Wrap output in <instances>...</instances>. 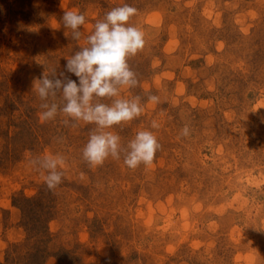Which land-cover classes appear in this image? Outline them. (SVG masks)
Wrapping results in <instances>:
<instances>
[{"label":"rangeland","instance_id":"1","mask_svg":"<svg viewBox=\"0 0 264 264\" xmlns=\"http://www.w3.org/2000/svg\"><path fill=\"white\" fill-rule=\"evenodd\" d=\"M124 4L146 44L119 98L143 111L106 130L161 146L135 169L88 164L96 125L41 121L33 90ZM65 11L85 16L79 40ZM46 154L65 159L53 190L30 163ZM0 264H264V0H0Z\"/></svg>","mask_w":264,"mask_h":264},{"label":"clouds","instance_id":"2","mask_svg":"<svg viewBox=\"0 0 264 264\" xmlns=\"http://www.w3.org/2000/svg\"><path fill=\"white\" fill-rule=\"evenodd\" d=\"M137 12V8L128 4L112 8L95 23L94 30L86 37L85 46L66 58L63 71L57 73V69L45 67L41 76L33 80V90L44 101L40 105L43 110L39 114L41 121L53 120L62 113L72 122L96 125L82 150L83 159L92 166L102 165L109 156L119 160L121 154L124 164L130 169L141 164L147 166L153 163L161 147L149 130L138 131L127 146L121 145L118 135L106 130L139 117L143 111L139 96L119 98L122 86L132 88L139 83L128 64V59L142 51L146 44L143 30L128 23ZM62 21L65 28L72 30L71 38L79 40V28L85 23L84 14L65 11ZM68 73L74 74L78 83ZM57 97L59 103L56 102ZM105 97L115 99L111 104L100 102L99 98ZM148 100L160 102L157 95H150ZM70 120L65 119L64 124L68 125ZM151 128L158 129L159 124L152 121ZM180 134L189 136L190 127L186 124ZM30 163L37 170L47 171L42 178L49 190L62 183L63 172L58 170L65 164L62 155L46 154Z\"/></svg>","mask_w":264,"mask_h":264}]
</instances>
